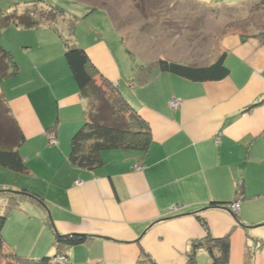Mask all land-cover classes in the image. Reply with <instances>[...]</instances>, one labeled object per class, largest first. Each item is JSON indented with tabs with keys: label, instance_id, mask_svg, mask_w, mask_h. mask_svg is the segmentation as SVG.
<instances>
[{
	"label": "crops",
	"instance_id": "1",
	"mask_svg": "<svg viewBox=\"0 0 264 264\" xmlns=\"http://www.w3.org/2000/svg\"><path fill=\"white\" fill-rule=\"evenodd\" d=\"M38 31L41 45L19 50L25 58L18 74L0 87L24 133L18 151L29 172L17 175L0 166V190L40 195L52 227L46 210L20 201L13 215L16 234L5 230L12 214L2 231L9 247L30 258L53 255L56 231L90 235L64 249L63 264H136L141 251L156 264H188L192 242L206 235L204 220L213 237L229 238L225 264H264V26L247 35L223 34L219 46L228 74L207 81L161 72L159 58L144 63L133 52L121 66L99 34L92 31L95 37L86 41L75 37L150 129L144 154L106 150L104 163L93 170L68 163L69 141L84 121L86 101L55 32ZM173 98L182 101L178 108L170 106ZM55 122L57 142L50 145L47 127ZM234 200L240 204L236 213L210 207ZM194 264H211L205 249L196 251Z\"/></svg>",
	"mask_w": 264,
	"mask_h": 264
},
{
	"label": "trees",
	"instance_id": "2",
	"mask_svg": "<svg viewBox=\"0 0 264 264\" xmlns=\"http://www.w3.org/2000/svg\"><path fill=\"white\" fill-rule=\"evenodd\" d=\"M245 6L262 8L264 0ZM88 7L101 8L93 4H88ZM103 9L106 10V8ZM106 11L112 19L114 27L119 30L117 21L113 18L110 10ZM77 21L78 17L75 14L65 11L51 2L31 0L25 4H15L10 12H3L0 9V36L2 30L8 26L22 29L48 27L61 39L65 61L76 83L79 95L86 101L85 118L70 138L67 160L71 166L93 170L104 163L103 151L122 149L144 154L150 144L151 137L148 123L123 97L118 84L96 70L86 51L74 39V26ZM122 46L125 52L131 56L132 51L124 40ZM224 58L225 52H222L211 63L202 65L159 58L157 65L161 72L175 74L192 81L221 80L228 74ZM18 72L19 66L13 54L0 43V87L5 80L16 76ZM55 127L56 122L47 127V130L53 132ZM24 140V133L13 118L4 93L0 92V166L17 175L29 172L18 151ZM21 192L25 194H22V197H16V192L8 189L0 190V196L5 198L0 205V264H58L56 259L63 256L65 248L82 244L90 238V235L86 234L62 235L54 231L55 252L53 255L30 258L17 254L5 242L2 235L10 211L18 207L20 201L26 199L46 212L48 211L44 199L40 195L27 189H21ZM236 192L238 195L243 193L240 185L237 186ZM235 201L238 200L230 203ZM230 203L219 205V203L212 202L210 207L224 206L225 208ZM47 223L52 227L49 217ZM202 223L206 228V235L203 239L192 242L188 264H194L196 251L199 248L208 252L211 264H225L228 262L230 251L228 236L213 237L204 220ZM136 264L156 263L144 251H141Z\"/></svg>",
	"mask_w": 264,
	"mask_h": 264
},
{
	"label": "rangeland",
	"instance_id": "3",
	"mask_svg": "<svg viewBox=\"0 0 264 264\" xmlns=\"http://www.w3.org/2000/svg\"><path fill=\"white\" fill-rule=\"evenodd\" d=\"M28 1L31 0H0V9L10 12L15 4H25ZM45 1L78 17L74 26V38L81 36L86 41L95 37L94 33L99 34L121 66H127L128 61H131L122 46L123 40L144 63L154 64L161 57L202 65L210 63L218 56L221 50L219 41L223 34L238 32L247 35L258 31L259 26H264V7L245 6L250 5V0H215L217 3L211 6L189 0ZM88 4L101 8L92 9ZM103 8L110 10L119 30L114 27L112 19ZM39 29L19 30L15 26H8L2 30L0 43L11 51L19 70L25 58L18 57L19 50L41 45ZM50 31L54 32L52 29ZM55 35L57 45L62 48L59 52L63 55V43L56 33ZM51 134L50 131L48 137ZM10 191L16 192V197L25 194L21 189ZM16 210L17 207L10 211L12 222L8 221L5 225L6 232L12 235L16 234L13 220Z\"/></svg>",
	"mask_w": 264,
	"mask_h": 264
},
{
	"label": "built area",
	"instance_id": "4",
	"mask_svg": "<svg viewBox=\"0 0 264 264\" xmlns=\"http://www.w3.org/2000/svg\"><path fill=\"white\" fill-rule=\"evenodd\" d=\"M182 101L180 99H176V98H173L170 100L169 104L172 108H178L180 105H181ZM56 138L53 134L50 135V137H48V143L50 145H53V144H56ZM136 168H140V166H136ZM76 183H80L79 180L76 181ZM230 211L232 212H237L240 208V204H239V201H235L233 203H230L226 206ZM67 260L64 258V256H59L57 259H56V262L58 264H63L65 263Z\"/></svg>",
	"mask_w": 264,
	"mask_h": 264
},
{
	"label": "water",
	"instance_id": "5",
	"mask_svg": "<svg viewBox=\"0 0 264 264\" xmlns=\"http://www.w3.org/2000/svg\"><path fill=\"white\" fill-rule=\"evenodd\" d=\"M47 212H48V211H47ZM48 217H49V219H50V221H51L52 219H51V216H50V213H49V212H48ZM75 234H76V233H75Z\"/></svg>",
	"mask_w": 264,
	"mask_h": 264
}]
</instances>
